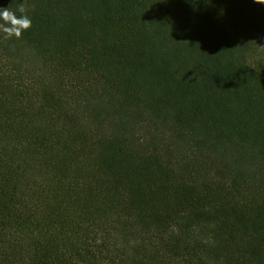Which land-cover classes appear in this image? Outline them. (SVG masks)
I'll use <instances>...</instances> for the list:
<instances>
[{"label":"trees","instance_id":"trees-1","mask_svg":"<svg viewBox=\"0 0 264 264\" xmlns=\"http://www.w3.org/2000/svg\"><path fill=\"white\" fill-rule=\"evenodd\" d=\"M21 4L0 264H264V3Z\"/></svg>","mask_w":264,"mask_h":264},{"label":"clouds","instance_id":"clouds-1","mask_svg":"<svg viewBox=\"0 0 264 264\" xmlns=\"http://www.w3.org/2000/svg\"><path fill=\"white\" fill-rule=\"evenodd\" d=\"M257 2L264 3V0H257ZM18 11L21 13L18 16L15 12L11 11L8 7L0 8V30L6 34L8 38L15 37L21 38L23 32L30 29L32 20L26 15V8L23 4L18 6Z\"/></svg>","mask_w":264,"mask_h":264}]
</instances>
